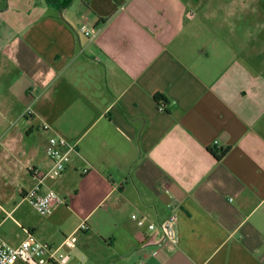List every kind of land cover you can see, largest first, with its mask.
Instances as JSON below:
<instances>
[{
	"label": "crops",
	"instance_id": "0c3cea01",
	"mask_svg": "<svg viewBox=\"0 0 264 264\" xmlns=\"http://www.w3.org/2000/svg\"><path fill=\"white\" fill-rule=\"evenodd\" d=\"M263 6L0 0V155L30 175L20 194L45 175L53 210L110 250L100 264H264ZM52 137L75 145L61 175Z\"/></svg>",
	"mask_w": 264,
	"mask_h": 264
},
{
	"label": "rangeland",
	"instance_id": "374dc122",
	"mask_svg": "<svg viewBox=\"0 0 264 264\" xmlns=\"http://www.w3.org/2000/svg\"><path fill=\"white\" fill-rule=\"evenodd\" d=\"M30 179L27 171L19 165L14 168L12 161L0 155V235L8 244L17 246L31 233L33 240L58 248L59 264H100L101 256L111 255L108 248L95 243L97 235L90 223L85 220L79 226L81 221L65 205L63 210L59 207L50 215H41L28 200L23 201L20 189L28 187ZM94 243L98 249L91 260L88 251Z\"/></svg>",
	"mask_w": 264,
	"mask_h": 264
},
{
	"label": "built area",
	"instance_id": "2783aa9c",
	"mask_svg": "<svg viewBox=\"0 0 264 264\" xmlns=\"http://www.w3.org/2000/svg\"><path fill=\"white\" fill-rule=\"evenodd\" d=\"M80 33L94 36L96 30L82 26ZM74 151L75 145L68 143L66 139L62 137L50 138L49 148L47 149V157L52 164L50 173L53 175H61L70 163L71 154ZM86 172L85 170L84 173ZM34 175L38 177L39 182L30 190H21L22 200H28L39 214L50 215L55 205L65 204V201L51 189L42 191L45 175L38 170L34 171ZM176 219V216H171L169 221L163 225L167 236L172 237L174 235ZM150 229H155V226L151 225ZM29 237L18 246H12L0 235V264H59L57 257L58 248L55 249L50 244L33 240V234L31 233H29Z\"/></svg>",
	"mask_w": 264,
	"mask_h": 264
},
{
	"label": "trees",
	"instance_id": "16d2710c",
	"mask_svg": "<svg viewBox=\"0 0 264 264\" xmlns=\"http://www.w3.org/2000/svg\"><path fill=\"white\" fill-rule=\"evenodd\" d=\"M49 3H52V4H56L54 3L53 1H48ZM59 5V4H58ZM62 6V5H61ZM160 98V99H159ZM158 100H161V97H158ZM217 159H220L226 151H220V150H217V149H212L210 151Z\"/></svg>",
	"mask_w": 264,
	"mask_h": 264
}]
</instances>
